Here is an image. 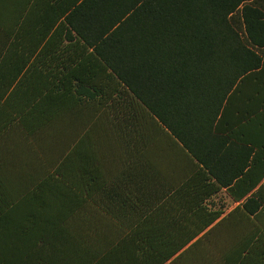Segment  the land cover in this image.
I'll return each instance as SVG.
<instances>
[{"label":"trees","instance_id":"1","mask_svg":"<svg viewBox=\"0 0 264 264\" xmlns=\"http://www.w3.org/2000/svg\"><path fill=\"white\" fill-rule=\"evenodd\" d=\"M248 2L0 0V264H264L260 203L207 207L248 194L223 149L264 118Z\"/></svg>","mask_w":264,"mask_h":264},{"label":"crops","instance_id":"2","mask_svg":"<svg viewBox=\"0 0 264 264\" xmlns=\"http://www.w3.org/2000/svg\"><path fill=\"white\" fill-rule=\"evenodd\" d=\"M128 2H133L135 0H126ZM175 1L177 0H156V16L162 17L163 21H168L169 17L175 15L177 7ZM181 1V0H180ZM185 4L186 15V2L192 0H183ZM250 5H254L264 14V0H250L248 2ZM262 60L264 61V54L262 55ZM232 115L231 117L237 118L238 113L241 111L243 113L248 111H254L255 104L253 101L239 102L237 99L233 101L232 104ZM259 115L264 112V106L258 108ZM255 116L251 115L249 117L250 121H244L239 125L233 124L232 128L238 131L237 136L232 137L224 145V162L227 175L234 176L232 178L231 186L235 185L239 181H243L239 186L240 190H248L241 200H234L227 193V188H221L218 193L210 199L207 203V207L211 210H216L220 213L219 218L216 222L224 219L228 213H230L236 207H240L246 199L253 197V199L260 203V209L251 216L253 224H251L249 229V236L251 239V244H255L257 238L261 237L264 240V118L256 121ZM246 179H243L245 178ZM233 224H236L235 221ZM227 223L222 227V233H219V237L231 238L234 236L238 237L241 231L235 226H228ZM254 241V243H253ZM252 247V246H251ZM258 255H254L257 258Z\"/></svg>","mask_w":264,"mask_h":264}]
</instances>
